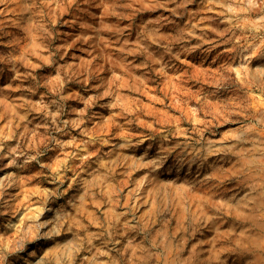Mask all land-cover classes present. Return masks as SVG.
Segmentation results:
<instances>
[{
  "label": "rangeland",
  "instance_id": "1",
  "mask_svg": "<svg viewBox=\"0 0 264 264\" xmlns=\"http://www.w3.org/2000/svg\"><path fill=\"white\" fill-rule=\"evenodd\" d=\"M0 264H264V0H0Z\"/></svg>",
  "mask_w": 264,
  "mask_h": 264
},
{
  "label": "bare ground",
  "instance_id": "2",
  "mask_svg": "<svg viewBox=\"0 0 264 264\" xmlns=\"http://www.w3.org/2000/svg\"><path fill=\"white\" fill-rule=\"evenodd\" d=\"M96 146V145H95ZM89 160V157H86L82 163H81V166H83L87 161ZM77 171V166H72V169H71V172L72 173H75Z\"/></svg>",
  "mask_w": 264,
  "mask_h": 264
}]
</instances>
